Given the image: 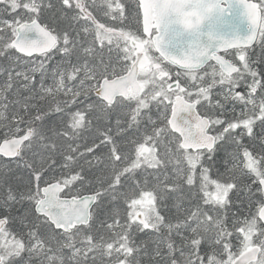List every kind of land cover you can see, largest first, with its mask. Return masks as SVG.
<instances>
[{"label": "snow or ice", "instance_id": "6c2138e0", "mask_svg": "<svg viewBox=\"0 0 264 264\" xmlns=\"http://www.w3.org/2000/svg\"><path fill=\"white\" fill-rule=\"evenodd\" d=\"M0 58V264H264V0H0Z\"/></svg>", "mask_w": 264, "mask_h": 264}, {"label": "trees", "instance_id": "16d2710c", "mask_svg": "<svg viewBox=\"0 0 264 264\" xmlns=\"http://www.w3.org/2000/svg\"><path fill=\"white\" fill-rule=\"evenodd\" d=\"M255 51L259 53L260 49L258 46ZM9 63V61L0 58V67H8ZM5 79L6 75L0 74V84H3ZM6 131L7 128L0 124V141L3 140V135ZM27 178L28 170L24 169L22 166L17 167L16 159L15 161H6L0 158V182H3L6 179L8 184L13 188L23 190V186L27 182ZM162 211L167 214H175V207H173L172 203H169L168 205L162 206ZM141 238L148 239V237H143L142 235Z\"/></svg>", "mask_w": 264, "mask_h": 264}, {"label": "rangeland", "instance_id": "374dc122", "mask_svg": "<svg viewBox=\"0 0 264 264\" xmlns=\"http://www.w3.org/2000/svg\"><path fill=\"white\" fill-rule=\"evenodd\" d=\"M53 2H54V3H57V5H58V0H53ZM53 15H54V13H53V14H49L48 19H47L45 22L49 23V24L52 25V26H55L56 23H59L60 26H63V23H62V22H60V21H55V22H54V21H53V18H52ZM99 18L101 19V22H104L102 15H101ZM104 56H105V60H106V62H107V61H108V53H107V51H105ZM57 59H58V57H57ZM111 60H112V65H113V67H114L117 71H119V67H120V65L116 62V57H115V55H113V56L111 57ZM12 161H15V159L12 160Z\"/></svg>", "mask_w": 264, "mask_h": 264}, {"label": "water", "instance_id": "95a60500", "mask_svg": "<svg viewBox=\"0 0 264 264\" xmlns=\"http://www.w3.org/2000/svg\"><path fill=\"white\" fill-rule=\"evenodd\" d=\"M218 54L222 55L223 52H220V53H218ZM0 143H2V140L0 141ZM0 157L3 158L4 160H12V159H14V158L4 157V156H2V155H0Z\"/></svg>", "mask_w": 264, "mask_h": 264}, {"label": "flooded vegetation", "instance_id": "af4514ba", "mask_svg": "<svg viewBox=\"0 0 264 264\" xmlns=\"http://www.w3.org/2000/svg\"><path fill=\"white\" fill-rule=\"evenodd\" d=\"M223 55L225 56V58H230V55H226L225 53H223Z\"/></svg>", "mask_w": 264, "mask_h": 264}]
</instances>
